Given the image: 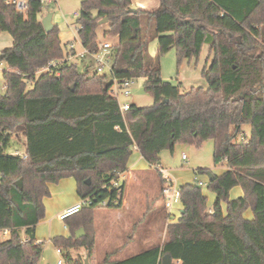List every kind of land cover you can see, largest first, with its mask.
<instances>
[{"label": "trees", "instance_id": "obj_1", "mask_svg": "<svg viewBox=\"0 0 264 264\" xmlns=\"http://www.w3.org/2000/svg\"><path fill=\"white\" fill-rule=\"evenodd\" d=\"M26 1L19 12L0 0V33L13 39L0 52L7 67L0 96V231L11 235L0 242V264H38L43 243L37 244L35 231L45 218L49 184L73 178L80 199H108L102 208H118L124 185L110 190V181L127 170L134 150L155 168L160 153L176 143L197 147L206 140L213 143V164L225 166L207 183L215 196L211 213L199 182L182 185V214L167 225L162 245L101 264H162L166 255L172 264H264V0H157V9L135 13L131 0H79L76 35L84 48L97 51L103 19V40L117 38L113 75L97 74L88 56L61 65L59 76L40 75L32 87L26 83L35 69L65 54L58 26L43 29L39 0ZM150 35L157 39L155 59L147 52ZM204 45L214 55L201 74L207 89L182 93L162 80L163 54L174 49L179 67L198 58ZM132 76L144 79L154 103L132 104L121 113L109 85L112 77ZM18 132L25 137V158L6 153ZM207 173L198 169L195 175ZM235 187L242 195L232 199ZM102 208H83L65 221L68 237L51 239L67 253L66 264H82L70 250L92 256L93 213ZM248 209L253 218L247 220ZM78 228L85 233L80 239Z\"/></svg>", "mask_w": 264, "mask_h": 264}, {"label": "rangeland", "instance_id": "obj_2", "mask_svg": "<svg viewBox=\"0 0 264 264\" xmlns=\"http://www.w3.org/2000/svg\"><path fill=\"white\" fill-rule=\"evenodd\" d=\"M155 1V0H153ZM157 3V2H155ZM145 9L152 10L154 9V5L151 1H144ZM135 8H138L136 4ZM80 1L79 0H59L56 6L43 7L41 12V16H46L48 13L52 14L51 22L54 25L58 26L59 29V38H61L62 44H64L67 40L72 39L76 36L75 29H77V18L80 11ZM75 14V15H74ZM107 30V23H102L97 30L98 37H100L101 41L103 40V33ZM6 35V34H4ZM3 34L0 35V42L2 43ZM150 39L147 43V52L150 57L153 59L157 56V39L155 36L150 35ZM112 43L117 41V38L106 39ZM5 45V44H4ZM1 44V46H4ZM213 52L209 49V46H203L201 48V53L198 58L191 60H182L179 67H177V56L176 51L174 49L169 50L167 53L163 54L159 59V67L161 68V78L173 85H179L180 91L186 92L191 88L201 87L203 89H207L208 85L205 80L202 78V71L204 69H208L213 59ZM1 70V69H0ZM3 81L2 73L0 72V83ZM143 78H134L130 97L125 99L122 96L118 97V102L121 104L127 103L129 105L134 104L137 107H148L152 106L154 101L150 97V95L144 92L143 88ZM242 131L245 133L249 132V128L243 127ZM10 146L6 150V153L12 154L13 152H22L24 149V139L25 137L21 132L13 133L11 135ZM213 143L211 140H206L202 142L199 146L195 147L192 145H188L185 143H176L173 147V150L166 149L161 152L159 155V163L163 169H167L172 176V178L176 181L177 186L180 188L185 184L194 183V178L197 181H202L208 183V177L206 174H198L195 175V172L198 169H206L208 172L213 175H219L225 169L223 165H215L213 164ZM185 155L186 159H182V155ZM139 153L134 150L132 155L129 158L130 162H133ZM141 163L144 164V159H140ZM157 171L155 168H151L148 170V173L145 175L146 183L144 182H132V199H133V215H134V231L137 233V236H140L145 228V223L148 218H142L139 220V216H142L144 211H146L150 205L152 204L150 199V195H155L157 191ZM69 182V184H68ZM63 185H67L65 188V192L69 194V192L74 193V180L73 178L68 177V179L62 180ZM69 185V186H68ZM236 188V187H235ZM233 188L231 193L229 194L230 198L234 199V190H239L238 188ZM202 194L207 198V210H211L215 201L214 194L207 188V186L202 187ZM157 206V212L161 213L162 207L160 204ZM132 208V207H131ZM179 208L175 207L172 210L173 215H178ZM251 212L248 210L245 213V218H251ZM169 215V220H171ZM139 220V221H138ZM145 220V221H144ZM142 223V224H141ZM167 224V222H165ZM99 224V223H98ZM164 225V230H166L167 225ZM66 230L68 232V227L66 223L58 221L53 224V231L55 233L60 234L58 236H62L61 233ZM167 231V230H166ZM36 234L45 233L46 237L42 240H38V242H42V254L38 260V264H56V262L61 259L64 264L66 252H63L62 255H58L55 246L52 244L51 240L48 239V223L42 222L36 226ZM84 233V232H83ZM138 243H135L136 253L146 250L147 248L139 247ZM95 257L94 252L92 256L88 259V264H101V262L109 255V261H119L125 258H128L133 255L131 250H119L111 251L109 250L105 244L98 243L95 246ZM69 255L73 258H78L84 264L85 259H87V253L85 250H70Z\"/></svg>", "mask_w": 264, "mask_h": 264}, {"label": "crops", "instance_id": "obj_3", "mask_svg": "<svg viewBox=\"0 0 264 264\" xmlns=\"http://www.w3.org/2000/svg\"><path fill=\"white\" fill-rule=\"evenodd\" d=\"M131 1L133 4H136L138 8L145 10L146 8L145 7L146 4H144L145 0H131ZM148 1H151L154 7L156 6L152 10H155L159 7V3L157 2V0L155 1L148 0ZM1 34H3V36L1 38L2 43L0 42V52L5 48L11 47L13 44V39L8 33L1 32L0 35ZM1 44L2 45L5 44V45L1 46ZM6 68H7L6 64L1 61L0 72L3 73L2 71ZM5 92H6V88L4 87V81H2L0 83V96L4 95ZM23 147L24 149L22 150V152H24L25 150V139H24ZM140 159L143 158L139 153V156L133 162H130L128 160L126 165L127 170L121 173L120 175L121 183H123L124 185L123 195L121 198L122 199L121 205L118 208H102L94 211L93 213L94 216L93 228L95 232L94 248L98 243H102L105 244L108 248H110L109 250L115 252L116 251L118 252L119 250L135 251L136 248H138L135 246V243H138L139 247L151 249L153 246L162 245L166 241V230H164V225L166 224L165 222H167V224L174 223L179 218V217L176 218L171 217V220L168 219L169 214L164 208L163 198H161L160 195L161 182L158 174H156L157 182H158L157 191L156 193H154L155 195H150V199H149V201L151 200L152 204L146 211H144L142 216H139V220L148 217L149 219L147 222H143L145 223V228L143 229L142 234L140 236H137L138 232L135 233L133 199H132V184H133L132 182L138 183L139 181L140 182L142 181L146 183L145 175L148 173V170L151 169V167L148 166L146 162L142 164ZM158 166H160L159 162H158ZM224 171L225 169L223 170V172ZM66 186H67L66 184L63 185L62 180H60L57 183L49 184L50 196L48 198L43 199L45 206V215H44L45 218L41 220L38 224H41L42 222L48 223L47 237L49 240L53 239L55 236L60 235L58 233L56 234L55 231H53V224L57 223L58 221H61L57 216L62 211L68 209L69 207L77 204L80 201L79 200L80 198L78 197L76 191V184L74 187V193L69 192V194H67L65 192ZM236 188H238L239 190H234L233 196L235 197L233 198H238L242 195L241 189L239 187ZM158 204H160V206L162 207L161 213L157 212V206L155 205ZM178 208L180 209L179 210L180 213L181 207ZM244 218H245V214H244ZM252 218H253V214L251 215V218L248 219H252ZM61 235L64 237H68L69 233L68 232L66 233V230L64 229ZM45 237H46L45 233H42L41 235L36 234L37 242L38 240H42ZM132 253H133L132 256H134L136 254V251ZM93 256L95 257V249ZM106 257L110 258L109 255H107Z\"/></svg>", "mask_w": 264, "mask_h": 264}, {"label": "built area", "instance_id": "obj_4", "mask_svg": "<svg viewBox=\"0 0 264 264\" xmlns=\"http://www.w3.org/2000/svg\"><path fill=\"white\" fill-rule=\"evenodd\" d=\"M59 0H39L40 4L43 7H49V6H56L58 4ZM5 5L16 7V9L19 12H24L26 10V0H3ZM75 15V14H74ZM77 33V29H75V34ZM112 42L108 40L100 41L98 43V48L95 53H89L80 43L79 38H77V35L73 37L70 40H67L64 44V54L65 56L61 60H51L49 63L41 68L35 69L34 79L27 81V86L32 87L34 81L36 78H38L42 74H55L56 76H59V72L56 71L61 65L65 64H79L83 59L86 57H90L93 61L91 65V69L94 70L97 74H108L113 75V57L111 53V49L113 47ZM135 77L131 78H124V79H111V84L109 85L110 88L108 90V96L113 99L114 101L118 102V97L122 96L123 98L127 99L130 97L131 93V87L133 84ZM119 108L121 113H124L128 111L131 107V105L124 103L121 104L118 102ZM240 141L244 140V136L239 137ZM135 149V147H133ZM12 155L14 156H22L26 157L24 152H13ZM182 159L185 160L186 157L183 154ZM156 171L159 176L160 182H161V189H160V195L161 198H163L164 208L168 212L170 216L173 218L180 217V213L178 215H173L172 210L175 207H180L181 205V197H180V188L177 186L176 181L172 178L169 171L166 169H163L161 166L156 165ZM121 173H118L116 178L110 181L111 183V189L114 190H120V187L123 183H121L120 180ZM194 181L199 182V185L201 187L207 186V183L202 181H197L196 178H194ZM80 201L69 207L68 209L62 211L57 217L62 222H65L67 219H69L70 216L80 212L83 208L87 206H91L96 204L99 208L106 207L108 205V199H102L101 201L96 200L93 196H87L84 199H79ZM211 213V210L208 211ZM10 231L5 229L4 231H0V242H5V240H8L10 238ZM42 243V242H37ZM58 255H62V250L59 248H55ZM56 264H64L61 259H59Z\"/></svg>", "mask_w": 264, "mask_h": 264}, {"label": "water", "instance_id": "obj_5", "mask_svg": "<svg viewBox=\"0 0 264 264\" xmlns=\"http://www.w3.org/2000/svg\"><path fill=\"white\" fill-rule=\"evenodd\" d=\"M129 11L132 13H135L137 11V8H131V9H129ZM51 18H52V14L48 13L46 16H44L41 19L43 29L46 33L51 31L53 26H54L53 22H51ZM102 23H107L106 19H103L100 24H102ZM2 60H3V56L0 53V62ZM73 89H74V87L71 86V90H73ZM207 177H208V180H210V181H213V179H214V175L210 172L207 173ZM86 183L88 184L89 181L87 180ZM180 213L182 214V212H180ZM75 235H76V238L80 239L85 235V233H83L82 228H78L75 231ZM171 262H172V260H171V257L169 255L164 256L161 260L162 264H172ZM84 264H88V259H85Z\"/></svg>", "mask_w": 264, "mask_h": 264}]
</instances>
